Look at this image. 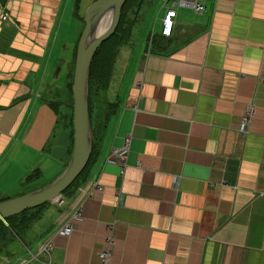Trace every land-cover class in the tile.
Masks as SVG:
<instances>
[{"label":"crops","instance_id":"crops-1","mask_svg":"<svg viewBox=\"0 0 264 264\" xmlns=\"http://www.w3.org/2000/svg\"><path fill=\"white\" fill-rule=\"evenodd\" d=\"M91 1L0 0V200L48 184L69 159L76 40L62 41ZM203 5L174 8L170 33L150 35L83 178L46 215L34 243L51 248L33 264H99L107 246L109 264H264V0ZM45 167L57 172L34 184ZM65 221L70 233L56 234Z\"/></svg>","mask_w":264,"mask_h":264},{"label":"water","instance_id":"water-1","mask_svg":"<svg viewBox=\"0 0 264 264\" xmlns=\"http://www.w3.org/2000/svg\"><path fill=\"white\" fill-rule=\"evenodd\" d=\"M125 0H93L85 8L82 28L75 43L71 73L72 148L61 173L48 184L0 200V221L57 197L81 172L91 151V130L87 108L88 70L97 46L114 31ZM105 22L104 27L99 28Z\"/></svg>","mask_w":264,"mask_h":264},{"label":"rangeland","instance_id":"rangeland-1","mask_svg":"<svg viewBox=\"0 0 264 264\" xmlns=\"http://www.w3.org/2000/svg\"><path fill=\"white\" fill-rule=\"evenodd\" d=\"M165 1L167 0H132L131 1L129 5V14L127 15V17L130 20V22L133 24L131 32L128 35L129 42L131 43L130 50L133 52L128 58V55H127L128 48L127 47L129 46L130 43H128V46H127L126 45L127 43L125 42L123 47L121 46L118 53L116 54V59L113 64L112 78L105 92V95L107 98L113 99V96L116 94V97L114 99H116L119 103L123 102V97H124L123 94L131 80L132 71L135 66V61L138 59V56L142 53L143 49L148 46L150 42V38H151L150 35L157 33L159 29L161 28V21H162L164 12L170 6V3H171V0H169L167 3H165L166 5H164ZM173 7L179 10L182 9V8H178V6H176L175 4L173 5ZM186 9L187 8L183 7L182 10H186ZM82 17H83V14H82ZM171 21H173V18H171ZM72 23H73L72 24L73 28L72 29L70 28L66 36V39L62 41V43H65L67 46L70 45L73 39L74 41L77 40L78 38L77 33H79L80 31L79 29L82 28L81 26H83L82 19L72 20ZM57 45H55V50L58 53L57 59L67 58L69 54V50H62L60 48L62 44L57 43ZM52 69L53 70L51 72V76L53 75V71L55 68H52ZM68 97H69V91H68ZM71 102H72V99H71ZM95 106L97 107V105ZM97 111L92 113L91 120L89 122L90 130H91V137H92L93 142L96 140V137L98 136V133L101 130L102 121L105 115L104 112H102L100 108H97ZM53 132L55 134L51 138V141H50L49 154L50 155L55 154V157H57L59 155L58 150L60 146V136H59L60 134L58 132L56 133V125H55V129L53 128ZM50 159L53 161L52 157H50ZM64 167L60 171L58 170L59 174L64 169ZM56 172L57 170H55L54 174ZM52 175H49L48 167L42 168V174L40 172L39 178L35 179L33 182L34 184H38V183L43 184V181L50 179ZM29 189L30 188L26 189V191H24L23 193L28 192ZM65 192H66V189L65 191L62 190V194H64ZM66 196L61 195V197L63 198V201H64V197ZM68 197L69 196H67V198ZM53 205L54 204L52 203L45 202L43 203V205L41 204L39 206L23 210L22 212L18 214L9 216V217H15V216H18L19 214L25 215L24 221L22 224L13 226L12 223L14 222L10 221L19 239V240L15 239L16 241H12L11 244L9 245L10 246L9 248L14 251V254L11 255L12 257L23 252L24 245H26L28 248H31L32 250L35 249L37 244L36 242L34 243V241H36L37 238L40 236V234L42 233V230L45 229V227L50 224L49 223L50 220H48V218L46 219V215L49 214L48 215L49 217L54 218L57 215V213H60L62 211L61 208L55 209L54 207H51ZM34 208H40V209H38V211H34ZM43 213H46L44 215V218H42ZM28 215H29V218L27 219ZM23 256H26V254L24 253ZM4 257H7V256H4ZM1 259L2 258L0 257V260Z\"/></svg>","mask_w":264,"mask_h":264},{"label":"trees","instance_id":"trees-1","mask_svg":"<svg viewBox=\"0 0 264 264\" xmlns=\"http://www.w3.org/2000/svg\"><path fill=\"white\" fill-rule=\"evenodd\" d=\"M132 0H125L120 9V15L118 19V23L113 31V33L104 41H102L94 51L90 65L88 70V84H87V108H88V116L89 122L91 120V116L93 112L97 111V108H100L102 112L109 111L112 107H116L115 101H110L111 99L107 98L105 95L106 89L108 88L109 82L112 78L113 73V64L116 59V54L118 53L120 47L129 42V33L133 27V24L128 19L127 15L129 14V5ZM153 40L150 39L149 44L152 45ZM131 43L129 44L128 53L130 51ZM71 81L67 85V90L69 91L70 102L68 106L70 107V120H71V91H70ZM97 105V107L95 106ZM111 109V111H112ZM100 111V112H101ZM98 112V111H97ZM108 113V112H107ZM106 113V114H107ZM94 143H91V151L88 157V160L81 170V172L77 175V177L65 188L66 194L70 196L69 189L71 186L76 184V181L82 179L85 173V170L92 159ZM64 189V191H65ZM43 205V204H42ZM40 208H34V211H38ZM24 214H19L15 217H7L4 221H0V257L1 258H10L14 251L10 249L9 245L12 241L19 240L17 234L15 233L10 221L13 226L22 224L24 221ZM29 215L27 216V219ZM7 256V257H4Z\"/></svg>","mask_w":264,"mask_h":264},{"label":"built area","instance_id":"built-area-1","mask_svg":"<svg viewBox=\"0 0 264 264\" xmlns=\"http://www.w3.org/2000/svg\"><path fill=\"white\" fill-rule=\"evenodd\" d=\"M172 4H175L178 7L188 8L195 13H199L204 9L203 0H176V1L172 0ZM174 14H175V11H174V8H172V6L166 10L162 18V21H161L162 34L168 35L170 33V29L172 25L171 18L174 16ZM4 18L5 16L2 15L1 19H4ZM250 116H251V110L249 108H246L245 113L241 117L240 122H239V126H238L239 132L241 133L245 132L246 124ZM126 144H127V139L124 140V145L120 149L113 151V156L119 159L123 158L126 152ZM93 187L96 189H99L97 185H94ZM62 201H63V198L61 197V194L50 200V202L54 204L55 206H59L62 203ZM78 209L73 213L74 215L78 213ZM71 229L72 227L69 224V222L65 221L55 229V233L65 236L70 233ZM108 243H110V241H108ZM50 248H51V243L49 239L43 240L42 243H40L36 247L35 251H30L28 247L24 245L23 250L27 256L26 258L20 260L17 264H33V261L37 260L36 258L37 252L45 253L46 255H48ZM110 254H111V251H110L109 246L102 249L98 253L99 264H109Z\"/></svg>","mask_w":264,"mask_h":264},{"label":"bare ground","instance_id":"bare-ground-1","mask_svg":"<svg viewBox=\"0 0 264 264\" xmlns=\"http://www.w3.org/2000/svg\"><path fill=\"white\" fill-rule=\"evenodd\" d=\"M104 25H105V22H102V25L99 28L102 29L104 27Z\"/></svg>","mask_w":264,"mask_h":264}]
</instances>
